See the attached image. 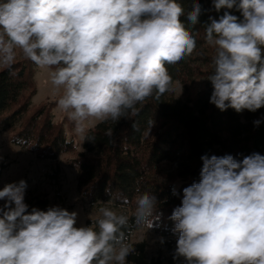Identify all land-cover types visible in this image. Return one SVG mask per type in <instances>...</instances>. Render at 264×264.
<instances>
[{"label":"clouds","instance_id":"obj_1","mask_svg":"<svg viewBox=\"0 0 264 264\" xmlns=\"http://www.w3.org/2000/svg\"><path fill=\"white\" fill-rule=\"evenodd\" d=\"M209 4L190 0L186 10L178 0H0V65L11 69L19 51L48 70L60 93L57 108L77 134L94 140L88 122H117L172 90L166 65L197 49L184 20L192 28L203 23L214 49L209 103L221 112L256 113L264 109V0ZM262 122L264 116L252 121L255 128ZM239 155L203 154L199 180L171 189L181 201L167 217L174 262L264 264V154ZM27 189L23 178L0 185V264H131L128 257L139 253L128 242L130 221L149 230L163 225L158 197L139 187L131 217L102 206L87 225L78 224L77 210L30 206Z\"/></svg>","mask_w":264,"mask_h":264},{"label":"trees","instance_id":"obj_2","mask_svg":"<svg viewBox=\"0 0 264 264\" xmlns=\"http://www.w3.org/2000/svg\"><path fill=\"white\" fill-rule=\"evenodd\" d=\"M178 2L186 10L190 6V0ZM201 3L206 9L210 6L209 0ZM208 14L201 15L200 20H207ZM184 22L196 37L197 49L191 57L166 67L172 77V87L175 82L184 87L186 101L174 103L169 98L170 91L159 101L148 98L136 105V112L130 111L119 121L108 120L91 128L86 135L95 139L84 138L83 152L78 151L75 139L69 135L75 128L74 122L68 117L55 120L53 111L58 99L34 105L38 92L34 80L37 66L22 59L16 60L11 69L0 67V132L10 133L12 144L40 160L57 161L62 156L73 155L69 165L77 170L78 192L91 206L112 204L131 217L137 187L158 197L157 209L164 212L163 225L152 231L167 238L165 252L159 250L157 256L150 257L146 241L131 243L133 233L143 226L130 221L125 230L128 242L139 253L128 257L131 264H180L172 260L175 237L167 217L181 201L180 197L171 195V189L175 186L182 190L199 180L201 155L232 154L241 159L239 154L254 151L264 154V122L258 128L252 123L264 116V109L237 114L232 109L221 112L209 103L212 86L207 78L213 71V55L204 41V25L192 28ZM198 78H203L204 83L194 91ZM4 170L3 165L0 179ZM106 188L110 189L111 196L106 195ZM120 195L132 203L122 207L115 199ZM26 203L41 209L49 206L47 198L31 196L28 189ZM94 221L89 220L87 224Z\"/></svg>","mask_w":264,"mask_h":264},{"label":"rangeland","instance_id":"obj_3","mask_svg":"<svg viewBox=\"0 0 264 264\" xmlns=\"http://www.w3.org/2000/svg\"><path fill=\"white\" fill-rule=\"evenodd\" d=\"M208 50L209 53L214 55V49L212 47L208 46ZM22 59L26 58L22 54H19L18 51L16 60ZM2 66L0 65V67ZM34 80L38 91L33 99L34 105H40L59 98L60 93L54 91L49 82L48 70L36 67ZM203 83L204 79L198 78L193 86L194 91L202 88ZM169 98L174 103H184L186 101L184 87L180 82L173 84ZM53 113L56 121H61L64 117H68L66 113L58 108H55ZM99 123L96 120L88 122L87 132ZM69 135L70 138L75 139L78 151L83 152L84 136L77 134L75 130L69 131ZM0 156L3 157L0 168L3 165L5 166V170L0 179V185L21 178L26 179L28 182V191L31 196L47 198L49 200V206L60 205L70 211L77 210L80 214L78 224L87 225V221L96 220L99 216V208L102 206L114 207L112 204L91 206L80 196L77 188V170L69 165V161L74 158L73 155L62 156L57 161L40 160L36 155L12 144L10 133L0 132ZM164 167L172 172L174 171L170 166ZM117 210L120 211L119 209ZM158 236L154 231L142 227L133 233L130 242L138 243L146 241L148 243V256L155 257L159 250L165 252L166 248V244L161 246L158 243L156 239Z\"/></svg>","mask_w":264,"mask_h":264}]
</instances>
